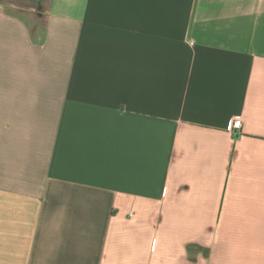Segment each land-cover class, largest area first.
<instances>
[{"label": "crops", "instance_id": "obj_1", "mask_svg": "<svg viewBox=\"0 0 264 264\" xmlns=\"http://www.w3.org/2000/svg\"><path fill=\"white\" fill-rule=\"evenodd\" d=\"M42 12L0 0V264H264V0Z\"/></svg>", "mask_w": 264, "mask_h": 264}, {"label": "rangeland", "instance_id": "obj_2", "mask_svg": "<svg viewBox=\"0 0 264 264\" xmlns=\"http://www.w3.org/2000/svg\"><path fill=\"white\" fill-rule=\"evenodd\" d=\"M18 3H22L23 6L30 8L34 7L41 17L44 16V11L47 8V5L49 4V0H18Z\"/></svg>", "mask_w": 264, "mask_h": 264}, {"label": "built area", "instance_id": "obj_3", "mask_svg": "<svg viewBox=\"0 0 264 264\" xmlns=\"http://www.w3.org/2000/svg\"><path fill=\"white\" fill-rule=\"evenodd\" d=\"M228 131L233 133L236 136H239L242 134V121L241 119H233L230 121L228 127Z\"/></svg>", "mask_w": 264, "mask_h": 264}]
</instances>
